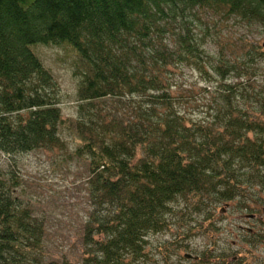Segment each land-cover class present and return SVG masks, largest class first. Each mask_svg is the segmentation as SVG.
Returning <instances> with one entry per match:
<instances>
[{
  "label": "trees",
  "instance_id": "1",
  "mask_svg": "<svg viewBox=\"0 0 264 264\" xmlns=\"http://www.w3.org/2000/svg\"><path fill=\"white\" fill-rule=\"evenodd\" d=\"M232 18L264 32V0H0V151L63 147L58 85L35 46L70 44L80 103L67 127L95 206L80 252L52 257L45 221L0 169V264H128L184 201L196 212L240 196V208L264 203V42L226 38L206 119L183 107L168 75L177 62L202 66L207 36Z\"/></svg>",
  "mask_w": 264,
  "mask_h": 264
},
{
  "label": "rangeland",
  "instance_id": "2",
  "mask_svg": "<svg viewBox=\"0 0 264 264\" xmlns=\"http://www.w3.org/2000/svg\"><path fill=\"white\" fill-rule=\"evenodd\" d=\"M226 24L227 26L217 23L216 27L212 28L213 35L207 36L204 47L206 53L211 56L204 57L202 66L193 61H183L170 65L169 68V80L176 91L175 95H184L183 107L198 120L211 117L209 103L214 97L218 100L222 89V86H219L221 81L212 65H215L218 59L220 46L229 45L226 38L237 40L246 37L248 40L243 43L247 47L250 42L259 41L261 45L264 42L263 26L259 24L248 25L234 18ZM245 49L246 47L244 51ZM35 50L58 85V104L66 119L61 128L64 145L61 148H38L13 156L0 151V169L8 170V174L17 178L18 193L22 200L27 205L29 202L35 210L34 214L45 221L47 252L56 258L70 257L80 252L83 226L95 209L86 182L89 169L86 161L75 153L81 144L80 140L76 133L67 127L71 119L78 116L80 76L76 75L75 71L81 60L68 43L38 44ZM247 75L244 82H247ZM231 76L234 75L231 74L227 82L231 81ZM254 192L258 190L255 189ZM246 196L250 199L252 197L247 194ZM242 198L240 196L232 201L213 203L210 205L213 211L210 212H196L192 202L183 200L182 216H172V223L165 230L150 233L144 244V255L136 262L128 264H216L215 253L223 251L222 248L217 249L215 243L217 224L220 227L219 232H223L225 225L232 231H236V227L239 229L240 225H249V222H246L248 218L242 213L254 210L240 208L237 201ZM254 205L252 202L250 207ZM261 206H264V203L259 207ZM239 214L242 218H234ZM221 235L228 240L230 250L237 247L233 244L234 235L231 232ZM195 257L197 259H193Z\"/></svg>",
  "mask_w": 264,
  "mask_h": 264
},
{
  "label": "flooded vegetation",
  "instance_id": "3",
  "mask_svg": "<svg viewBox=\"0 0 264 264\" xmlns=\"http://www.w3.org/2000/svg\"><path fill=\"white\" fill-rule=\"evenodd\" d=\"M261 207L262 210H260ZM261 207L258 206L256 211L242 213L248 218L246 220L249 222L248 226L240 225L239 229L236 227V231L226 227L223 228V232L218 231L219 226L216 227V233H214L217 238L215 239L216 247L223 250L222 253L218 251L215 253L216 264H223V261L225 264H264V206ZM238 217L242 218L241 214L234 216V218ZM230 232L234 237L236 236L235 240L233 237V244L237 247H233L232 250L228 247V240L221 235ZM191 256L194 257L192 254Z\"/></svg>",
  "mask_w": 264,
  "mask_h": 264
}]
</instances>
